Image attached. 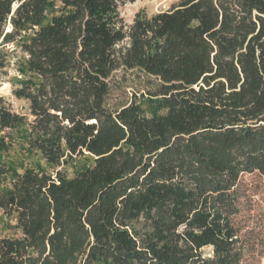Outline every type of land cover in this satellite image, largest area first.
I'll return each mask as SVG.
<instances>
[{
  "label": "trees",
  "instance_id": "16d2710c",
  "mask_svg": "<svg viewBox=\"0 0 264 264\" xmlns=\"http://www.w3.org/2000/svg\"><path fill=\"white\" fill-rule=\"evenodd\" d=\"M132 1L0 0V87L13 43L34 76L13 89L31 119L0 95V131L27 126L53 168L92 158L0 190L21 231L0 264H243L239 181L264 179V0H179L127 24ZM118 70L155 78L165 111L110 108ZM13 173L0 160V182Z\"/></svg>",
  "mask_w": 264,
  "mask_h": 264
},
{
  "label": "rangeland",
  "instance_id": "374dc122",
  "mask_svg": "<svg viewBox=\"0 0 264 264\" xmlns=\"http://www.w3.org/2000/svg\"><path fill=\"white\" fill-rule=\"evenodd\" d=\"M179 0H134L121 7V15L127 24H131L139 11L155 14L170 9ZM10 52L8 75L0 87V95L8 107L15 113L31 119L29 102L14 95L13 89L22 82L34 79L26 72V56L20 43L8 46ZM157 81L139 70H118L113 74L111 90L107 99L110 108H120L131 102L142 106L147 115L163 113L165 106L159 98L151 96ZM10 133V135H9ZM6 148L0 149V160L11 165L14 173L0 182V190L10 186L16 173L25 168H43L48 171L60 170L67 177H72L79 170L92 165L90 156L74 157L57 168L49 165L39 152L32 149L28 139V127L23 126L14 131H0ZM238 213L234 224L243 253V264H264V179L258 173L243 174L239 181ZM15 217H8L0 209V239L20 236ZM204 253L212 254V248H204Z\"/></svg>",
  "mask_w": 264,
  "mask_h": 264
}]
</instances>
